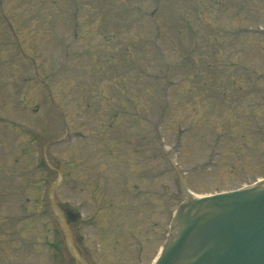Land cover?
Wrapping results in <instances>:
<instances>
[{
  "label": "rangeland",
  "instance_id": "obj_1",
  "mask_svg": "<svg viewBox=\"0 0 264 264\" xmlns=\"http://www.w3.org/2000/svg\"><path fill=\"white\" fill-rule=\"evenodd\" d=\"M177 173L197 195L264 174V0H0L1 263L67 264L53 203L90 264H131L132 233L149 261Z\"/></svg>",
  "mask_w": 264,
  "mask_h": 264
},
{
  "label": "water",
  "instance_id": "obj_2",
  "mask_svg": "<svg viewBox=\"0 0 264 264\" xmlns=\"http://www.w3.org/2000/svg\"><path fill=\"white\" fill-rule=\"evenodd\" d=\"M176 177L180 198L185 185L180 173ZM185 195L154 264H264V179L211 196L195 198L186 191ZM49 212L61 233L67 264H75L69 253L74 247L81 263H86L58 208L51 205ZM73 256L77 258L75 252Z\"/></svg>",
  "mask_w": 264,
  "mask_h": 264
}]
</instances>
